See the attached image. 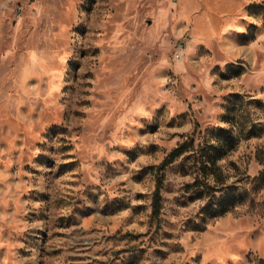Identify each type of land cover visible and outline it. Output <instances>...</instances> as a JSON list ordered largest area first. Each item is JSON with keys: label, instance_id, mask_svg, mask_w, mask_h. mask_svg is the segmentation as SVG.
<instances>
[{"label": "rangeland", "instance_id": "374dc122", "mask_svg": "<svg viewBox=\"0 0 264 264\" xmlns=\"http://www.w3.org/2000/svg\"><path fill=\"white\" fill-rule=\"evenodd\" d=\"M259 153L264 0H0V264H261Z\"/></svg>", "mask_w": 264, "mask_h": 264}, {"label": "trees", "instance_id": "16d2710c", "mask_svg": "<svg viewBox=\"0 0 264 264\" xmlns=\"http://www.w3.org/2000/svg\"><path fill=\"white\" fill-rule=\"evenodd\" d=\"M223 130L227 131V128H222ZM239 142V138L235 136L234 134L227 133L223 137H219L217 140V143H212L207 145L209 147L208 151H205V153L202 154V162L204 167L210 168V173L213 174V170L215 169V166L217 165V162L220 158L224 157L229 150H233L237 147ZM189 149V142L183 141L179 143L176 147H174L168 155L165 157L163 162L160 165V169H164L166 166L174 162L178 157H180L183 153H185ZM213 150V151H211ZM257 157L263 161L264 157L260 156V153L257 155ZM207 172V171H206ZM209 174V173H207ZM206 174V177H207ZM262 180L264 181V169L260 171V173L254 177L253 180ZM164 184V174L159 173L157 176V186L153 194V201H152V209L153 214L155 216H159L162 208H163V196H162V187ZM219 181L214 179V183L211 181H207L205 179H196L192 183H187L186 188L187 190L191 189H197L200 186H204L205 190H216V188H223L224 186L219 187L220 185ZM223 189H227L226 192L219 197V200L216 202L209 201V203L205 206L207 209V212L211 216H217V215H223L229 211H232L236 205L244 203V200L242 199L244 194L241 193L236 194L232 190L231 186L227 185ZM261 264H264V259H261Z\"/></svg>", "mask_w": 264, "mask_h": 264}]
</instances>
